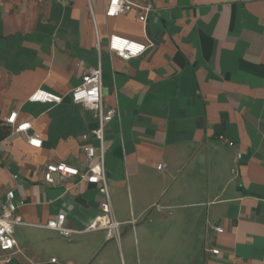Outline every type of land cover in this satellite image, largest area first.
Here are the masks:
<instances>
[{"label":"crops","instance_id":"obj_1","mask_svg":"<svg viewBox=\"0 0 264 264\" xmlns=\"http://www.w3.org/2000/svg\"><path fill=\"white\" fill-rule=\"evenodd\" d=\"M108 1L0 0V128L15 113L42 141L13 127L0 140V200L13 191L24 222L0 264H264V0H125L114 18ZM110 36L146 50L122 60ZM97 66L116 111L102 144L114 238L85 231L98 186L43 179L47 164L97 161L83 151L99 150L95 113L69 98ZM37 90L61 104L29 102ZM59 214L80 233L44 227Z\"/></svg>","mask_w":264,"mask_h":264},{"label":"built area","instance_id":"obj_2","mask_svg":"<svg viewBox=\"0 0 264 264\" xmlns=\"http://www.w3.org/2000/svg\"><path fill=\"white\" fill-rule=\"evenodd\" d=\"M130 3L125 0H109L104 14L107 18H114L121 14H125L133 8ZM141 14L137 19L144 21L145 15L148 12L146 8H140ZM136 19V18H135ZM108 49L111 53L122 60H130L139 57L145 50L144 44L130 41L119 36H110L108 39ZM102 72L100 66L83 74L81 83L76 86L69 93L70 102L75 105H82L95 113L97 118V127L90 132V137L98 142L99 150L90 145H84L83 151L87 161L97 158L96 163L86 172L81 173L76 168L66 165L65 163L47 164L44 168L43 179L44 182L52 184L53 175L60 174L63 177H75L80 181H86L99 187V193L104 198L101 204V215L97 217L94 222L86 228L85 231L105 230L108 237L114 238L118 235L119 223L113 220L110 212L109 198L106 187V178L103 169V150L102 144L104 139V128L116 116V111L111 108H106L103 104V88H102ZM29 102L42 103L50 105H59L62 102V97L44 90L35 91L28 99ZM16 114L12 113L6 120L5 124L17 133H24L26 135L27 145L33 148H40L42 141L37 134L28 135L30 130V123H21L15 125ZM88 135H83L81 139L86 141ZM161 169V166L158 167ZM16 177L14 176V179ZM22 203L15 202L13 191H8L4 194L3 199L0 200V251L3 253H11L16 247V240L14 238V230L18 226L24 225L23 219L18 212L19 206ZM157 207V206H154ZM45 228L59 233L62 237H68L72 233H80L73 231L64 226V215L59 214L54 220L48 222ZM221 233L219 228L214 229ZM212 255H217L218 250H211ZM12 261L10 257L5 260L6 264ZM55 259H51L50 263L54 264Z\"/></svg>","mask_w":264,"mask_h":264},{"label":"trees","instance_id":"obj_3","mask_svg":"<svg viewBox=\"0 0 264 264\" xmlns=\"http://www.w3.org/2000/svg\"><path fill=\"white\" fill-rule=\"evenodd\" d=\"M10 132V127L6 124H3V126L0 128V140L5 138L8 133Z\"/></svg>","mask_w":264,"mask_h":264}]
</instances>
